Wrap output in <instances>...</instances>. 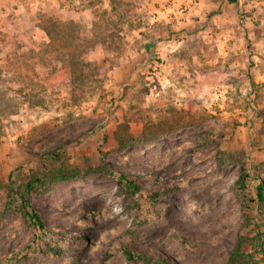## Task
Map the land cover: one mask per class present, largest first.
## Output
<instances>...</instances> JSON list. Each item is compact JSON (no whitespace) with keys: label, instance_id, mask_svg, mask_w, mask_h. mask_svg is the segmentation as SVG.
<instances>
[{"label":"rangeland","instance_id":"obj_1","mask_svg":"<svg viewBox=\"0 0 264 264\" xmlns=\"http://www.w3.org/2000/svg\"><path fill=\"white\" fill-rule=\"evenodd\" d=\"M120 3L153 27L139 3ZM40 4L0 0V264H145L124 248L169 264H227L239 244L246 264H264V48L253 61L247 39L248 61L227 59L198 32L175 33L168 81L156 66L114 77L138 47L128 38L123 55L103 51L117 65L93 62L102 81L76 90L84 101L74 102L67 72L32 55L46 43ZM49 149L61 159L44 160ZM60 170L78 175L59 180ZM120 175L138 180L139 191ZM36 178L43 182L30 198L43 229L15 210Z\"/></svg>","mask_w":264,"mask_h":264},{"label":"crops","instance_id":"obj_2","mask_svg":"<svg viewBox=\"0 0 264 264\" xmlns=\"http://www.w3.org/2000/svg\"><path fill=\"white\" fill-rule=\"evenodd\" d=\"M134 1L139 3L141 11L149 15L151 23H156L150 16L158 12L153 0ZM86 2V0H41L40 5L46 13V17L44 15L43 18H56L61 21L74 20L81 24L85 23V28L90 29L95 20L94 10L100 7V4L89 6ZM101 3L103 9L110 11V0H101ZM157 22H159V28L153 25L152 28L134 30L128 35L127 39L129 38L131 43H138V47L131 49L130 56L121 61L120 67L113 69L114 77L121 75L122 72H119L121 69L125 73L130 68L156 66L155 68L160 71L161 80L168 81V77L171 78L169 75L174 70L169 59L176 51L173 48L176 47L174 40L172 42L170 40L175 33L180 35L190 33L193 36L198 32L203 36L205 44H214L211 49L218 45V55L227 59L237 58L239 60L241 58V60L248 61V57L246 59L249 50L247 39L252 40L251 51L257 52L252 57L253 61L261 58L260 50L264 48V0H235V2L201 0L184 13L178 9L172 10L170 14L159 11ZM195 26L199 28L192 31L191 27ZM148 31H154L156 37H147ZM39 34L43 41H48L45 33L39 31ZM221 37L222 40H220ZM153 54L157 55L158 60H155ZM87 59L105 66L103 47L97 44L89 51ZM127 67L128 69L125 70Z\"/></svg>","mask_w":264,"mask_h":264},{"label":"trees","instance_id":"obj_3","mask_svg":"<svg viewBox=\"0 0 264 264\" xmlns=\"http://www.w3.org/2000/svg\"><path fill=\"white\" fill-rule=\"evenodd\" d=\"M229 1L235 2V0ZM120 2H122V0H110V11L102 7H97L94 10L95 20L90 29L82 27L79 22L74 20L61 21L55 18L38 19L36 26L45 33L48 41L43 43L39 47L38 52H33L32 55L37 57V62L40 64L53 67L59 64L67 72L70 81V94L74 102L84 101L82 95L75 92L76 90H83L91 83L102 81L99 76L98 66L87 59L89 51L97 44H100L105 53L115 52L119 55L118 51L120 50L122 51L120 55H123L122 53L125 50L123 48L124 45L127 46L128 35L134 30L149 26L146 17L142 14L137 13L131 17L127 16V12L121 9ZM149 18L148 16V19ZM156 23H154V26L159 28V24ZM147 37L154 38L153 35H147ZM105 62H112L110 63V67L118 64V61L110 57H106ZM42 101V98H38L37 100L30 99L29 106L35 108L42 105ZM2 106L1 107L4 109L9 107L7 105ZM8 112H11V110ZM118 129L119 131L125 130L126 132L127 127L123 124L120 125ZM119 131L116 132L117 139L123 142V138L120 136ZM44 153L42 154L44 160L51 157L53 160H60L62 157V153L54 149H49L46 154ZM64 173V170L58 172L59 180L73 178L72 176H74V174L78 175V172L71 171L68 173L70 176L67 177ZM126 179V176L120 175V184L123 185V181H130L132 187H129V189L133 194L137 193L140 189L138 180L132 181ZM42 182L43 180L41 178H36L26 183L23 192L17 194L20 203L15 209L26 223L38 229H43L44 224L36 209L31 205L30 194L32 190L38 184H42ZM235 185L238 186L240 191L237 195L242 199L244 203L243 207L247 208V200L244 198L246 185L241 177L237 178ZM257 197L259 203L263 204L264 192L262 186L257 187ZM10 206L11 204H9V207ZM124 252L130 261H138L139 263L145 264H169L162 258L155 257L154 255L148 256L138 254L131 251L129 248H124ZM246 258H248V256L242 251L241 245L239 244L231 252L227 264H246Z\"/></svg>","mask_w":264,"mask_h":264},{"label":"built area","instance_id":"obj_4","mask_svg":"<svg viewBox=\"0 0 264 264\" xmlns=\"http://www.w3.org/2000/svg\"><path fill=\"white\" fill-rule=\"evenodd\" d=\"M201 0H153L158 12H167L178 9L181 12L189 10L191 7L197 5ZM158 12L150 15L153 22L158 20Z\"/></svg>","mask_w":264,"mask_h":264}]
</instances>
